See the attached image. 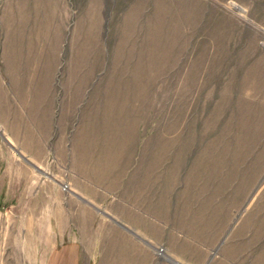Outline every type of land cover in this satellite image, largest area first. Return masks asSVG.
Listing matches in <instances>:
<instances>
[{"label":"rangeland","instance_id":"374dc122","mask_svg":"<svg viewBox=\"0 0 264 264\" xmlns=\"http://www.w3.org/2000/svg\"><path fill=\"white\" fill-rule=\"evenodd\" d=\"M70 237L264 264V0H0V264Z\"/></svg>","mask_w":264,"mask_h":264},{"label":"crops","instance_id":"0c3cea01","mask_svg":"<svg viewBox=\"0 0 264 264\" xmlns=\"http://www.w3.org/2000/svg\"><path fill=\"white\" fill-rule=\"evenodd\" d=\"M73 237L61 247L55 248L54 255L51 257L49 264H76L77 262V244ZM59 248V249H58Z\"/></svg>","mask_w":264,"mask_h":264},{"label":"built area","instance_id":"2783aa9c","mask_svg":"<svg viewBox=\"0 0 264 264\" xmlns=\"http://www.w3.org/2000/svg\"><path fill=\"white\" fill-rule=\"evenodd\" d=\"M161 250V249H160Z\"/></svg>","mask_w":264,"mask_h":264}]
</instances>
